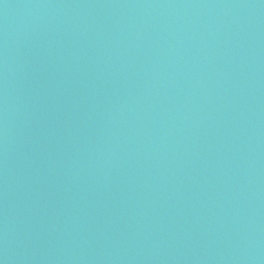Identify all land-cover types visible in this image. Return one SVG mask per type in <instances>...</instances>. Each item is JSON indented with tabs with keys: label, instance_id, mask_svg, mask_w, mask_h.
Segmentation results:
<instances>
[{
	"label": "water",
	"instance_id": "1",
	"mask_svg": "<svg viewBox=\"0 0 264 264\" xmlns=\"http://www.w3.org/2000/svg\"><path fill=\"white\" fill-rule=\"evenodd\" d=\"M0 264H264V0H0Z\"/></svg>",
	"mask_w": 264,
	"mask_h": 264
}]
</instances>
